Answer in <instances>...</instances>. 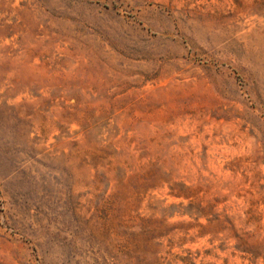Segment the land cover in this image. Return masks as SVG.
<instances>
[{
    "label": "rangeland",
    "instance_id": "374dc122",
    "mask_svg": "<svg viewBox=\"0 0 264 264\" xmlns=\"http://www.w3.org/2000/svg\"><path fill=\"white\" fill-rule=\"evenodd\" d=\"M0 264H264V0H0Z\"/></svg>",
    "mask_w": 264,
    "mask_h": 264
}]
</instances>
